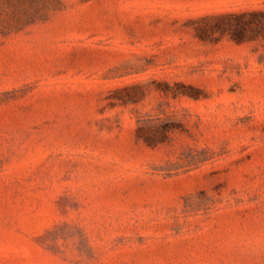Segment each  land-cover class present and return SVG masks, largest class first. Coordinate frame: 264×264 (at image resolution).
<instances>
[{
  "label": "rangeland",
  "instance_id": "rangeland-1",
  "mask_svg": "<svg viewBox=\"0 0 264 264\" xmlns=\"http://www.w3.org/2000/svg\"><path fill=\"white\" fill-rule=\"evenodd\" d=\"M0 264H264V0H0Z\"/></svg>",
  "mask_w": 264,
  "mask_h": 264
}]
</instances>
